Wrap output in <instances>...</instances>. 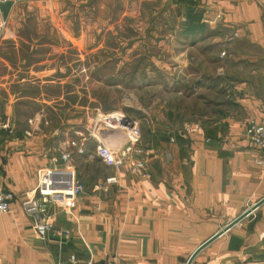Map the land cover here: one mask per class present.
<instances>
[{
	"label": "crops",
	"instance_id": "1",
	"mask_svg": "<svg viewBox=\"0 0 264 264\" xmlns=\"http://www.w3.org/2000/svg\"><path fill=\"white\" fill-rule=\"evenodd\" d=\"M218 14V21H207ZM183 17L184 29L205 25L210 37L197 44H211L213 52L205 60L189 61L186 49L179 58L184 66L211 60L212 72L201 66L198 74L182 73L186 85L176 90L179 108L164 107L160 128L166 135L142 136L152 177L108 167L96 155V139L88 138L84 152H72L84 191L71 207L49 205L52 227L46 238L35 230L24 203L42 197L40 172L61 164L68 142L60 141L53 117L45 113L44 107L53 111L54 105L44 93L17 96L10 87L19 72L0 74V100L11 119L10 129L0 123V191L14 194L10 211L0 215V264H187L246 201L257 193L264 197V164L256 163L264 152L245 135L250 120L264 124V0H193ZM204 73L211 84L206 80L185 91L189 80L199 81ZM17 80L43 85L27 73ZM23 98L37 108L18 122ZM112 174L120 177L118 184L108 192L96 189ZM63 229L69 237L60 235ZM192 264H264V203L206 246Z\"/></svg>",
	"mask_w": 264,
	"mask_h": 264
},
{
	"label": "rangeland",
	"instance_id": "2",
	"mask_svg": "<svg viewBox=\"0 0 264 264\" xmlns=\"http://www.w3.org/2000/svg\"><path fill=\"white\" fill-rule=\"evenodd\" d=\"M188 6L193 7V0H15L0 4V57L9 63L0 58V74L17 71L21 73L17 79L27 73L43 81L40 86L16 79L10 89L17 96L44 93L54 105L53 111L44 110L53 117L60 141L92 138L90 126L97 114L115 111L130 114L143 138L164 136L160 128L164 107L181 104L176 90L186 85L183 74H198L201 66L212 72L211 60L184 66L186 61L179 58L186 49L189 61L191 57L203 60L213 52L211 44H197L211 34L202 24L182 28ZM206 75L203 80H189L185 91L206 80L211 84ZM34 102L18 101V122L33 113ZM4 113L0 100L1 120L6 118ZM106 130L99 126L104 141H118L117 135ZM262 195H253L236 216Z\"/></svg>",
	"mask_w": 264,
	"mask_h": 264
},
{
	"label": "built area",
	"instance_id": "3",
	"mask_svg": "<svg viewBox=\"0 0 264 264\" xmlns=\"http://www.w3.org/2000/svg\"><path fill=\"white\" fill-rule=\"evenodd\" d=\"M15 0H0V4H6ZM221 19L218 14L214 19H208L209 23H213ZM236 35V34H235ZM221 55H225L223 51ZM104 116V117H102ZM1 117V116H0ZM0 123L5 128H11L10 117L1 120ZM103 125L107 132L118 136V141L106 142L98 134L99 126ZM90 132L97 144L95 148L96 155L108 167L122 170L128 167L132 175L140 178L150 179L152 177L151 168L148 163V151L140 145L142 139V131L137 121L130 114L124 111H115L108 114L98 113L93 124L90 126ZM78 134V132L76 131ZM122 133L120 137L118 134ZM80 134V133H79ZM247 139L258 149L264 152V124L250 120L245 128ZM116 136V137H117ZM87 137L72 139L60 153V165L55 167H46L40 172L39 191L41 198L32 196L24 203V209L27 214L35 218L34 228L37 233L46 238L48 231L52 227L51 216L49 213V205L57 204L64 208L71 207L75 198L84 191L83 184L79 181L75 169L72 164V152L77 149L84 152L86 149ZM259 165L264 164V155H260L256 159ZM120 177L112 174L96 185V189L104 192L110 191L112 185L118 184ZM14 194L9 191H0V215L10 211ZM70 231L63 229L60 235L69 237ZM72 259L75 257L72 256ZM89 264H113L112 262H90Z\"/></svg>",
	"mask_w": 264,
	"mask_h": 264
},
{
	"label": "water",
	"instance_id": "4",
	"mask_svg": "<svg viewBox=\"0 0 264 264\" xmlns=\"http://www.w3.org/2000/svg\"><path fill=\"white\" fill-rule=\"evenodd\" d=\"M264 203V197L259 199L257 202H255L251 207L243 211L240 215H238L236 218H234L232 221H230L227 225H225L222 229H220L217 233H215L212 237H210L208 240L203 242L190 256L188 259L187 264H192L196 256L210 243H212L214 240L222 236L226 231H228L231 227L238 224L240 221H242L244 218L249 216L253 211H255L260 205Z\"/></svg>",
	"mask_w": 264,
	"mask_h": 264
},
{
	"label": "trees",
	"instance_id": "5",
	"mask_svg": "<svg viewBox=\"0 0 264 264\" xmlns=\"http://www.w3.org/2000/svg\"><path fill=\"white\" fill-rule=\"evenodd\" d=\"M202 26H203L204 29L206 28L205 25H202ZM204 29H203V30H204Z\"/></svg>",
	"mask_w": 264,
	"mask_h": 264
}]
</instances>
